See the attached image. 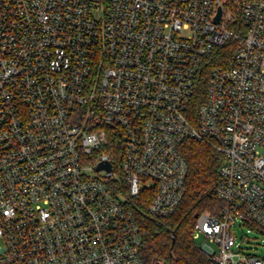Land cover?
Masks as SVG:
<instances>
[{"label":"built area","instance_id":"2783aa9c","mask_svg":"<svg viewBox=\"0 0 264 264\" xmlns=\"http://www.w3.org/2000/svg\"><path fill=\"white\" fill-rule=\"evenodd\" d=\"M191 139L221 155L198 247L264 264V0H0V264H148L130 197L176 214Z\"/></svg>","mask_w":264,"mask_h":264},{"label":"trees","instance_id":"16d2710c","mask_svg":"<svg viewBox=\"0 0 264 264\" xmlns=\"http://www.w3.org/2000/svg\"><path fill=\"white\" fill-rule=\"evenodd\" d=\"M236 43L231 41L219 49L215 63H229ZM105 152L120 157L121 147L117 140ZM182 154L189 166L186 182V196L179 211L165 219L152 217L148 213L151 194L130 197L129 206L133 211L139 231L143 237V256L148 264L153 259L164 264H210L209 257L196 244L193 230L197 222L196 215L204 211L217 213L223 201L215 195L220 182L219 167L221 155L212 146L203 141L187 140L182 146Z\"/></svg>","mask_w":264,"mask_h":264},{"label":"rangeland","instance_id":"374dc122","mask_svg":"<svg viewBox=\"0 0 264 264\" xmlns=\"http://www.w3.org/2000/svg\"><path fill=\"white\" fill-rule=\"evenodd\" d=\"M203 242V239L201 238V239H197L196 240V244H197V246H199L201 243ZM157 259H153L152 261H151V264H157Z\"/></svg>","mask_w":264,"mask_h":264},{"label":"water","instance_id":"95a60500","mask_svg":"<svg viewBox=\"0 0 264 264\" xmlns=\"http://www.w3.org/2000/svg\"><path fill=\"white\" fill-rule=\"evenodd\" d=\"M219 17H220V15L218 16V19H219ZM107 168L108 170H110L111 169V165L110 164H101L100 166H99V169H102V168ZM196 217H198V215H196Z\"/></svg>","mask_w":264,"mask_h":264}]
</instances>
